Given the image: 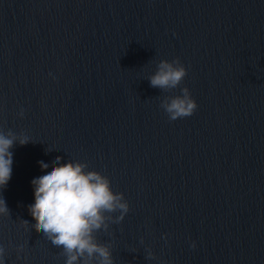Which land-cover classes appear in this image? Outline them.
I'll use <instances>...</instances> for the list:
<instances>
[{
    "label": "clouds",
    "instance_id": "clouds-1",
    "mask_svg": "<svg viewBox=\"0 0 264 264\" xmlns=\"http://www.w3.org/2000/svg\"><path fill=\"white\" fill-rule=\"evenodd\" d=\"M186 75L187 69L178 58L161 60L148 80L150 86L170 91L179 87ZM181 92L161 101L160 107L170 121L189 117L198 107L187 87ZM19 115L23 117V109ZM30 141L25 135L0 130V189L11 179L13 153L10 149L17 142L23 146ZM61 160L62 157L57 156L52 161L51 171L31 181L34 203L28 210L36 221L32 227L53 246L62 249L60 254L66 258L65 264H114L111 245L98 242L96 234L101 230L107 232L109 222L123 221L130 210L124 194L114 192L110 179L98 171L88 170L87 163L71 160L61 163ZM38 164L42 170L49 168L44 161ZM114 213L119 215L114 216ZM0 215H10L2 198ZM22 249L20 246L18 251ZM5 253L4 246L0 245V264H4ZM151 258L153 253L149 250L146 259Z\"/></svg>",
    "mask_w": 264,
    "mask_h": 264
}]
</instances>
